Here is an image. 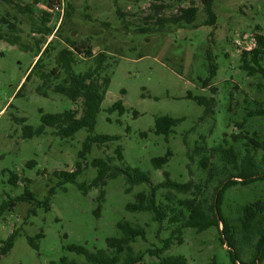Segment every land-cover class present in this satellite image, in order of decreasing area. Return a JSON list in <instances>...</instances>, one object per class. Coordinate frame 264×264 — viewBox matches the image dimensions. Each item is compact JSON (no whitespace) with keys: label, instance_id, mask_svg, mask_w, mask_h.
<instances>
[{"label":"rangeland","instance_id":"374dc122","mask_svg":"<svg viewBox=\"0 0 264 264\" xmlns=\"http://www.w3.org/2000/svg\"><path fill=\"white\" fill-rule=\"evenodd\" d=\"M57 2L63 9L49 11L48 4ZM212 4L214 22L203 11L201 0H53L50 3L38 0L35 3L36 17L47 10L51 14L50 27L60 26L52 58L64 46L65 38L77 43L87 41L94 54L104 52L108 56L110 84L96 118L95 133L118 136L119 141L106 147L93 146L76 183L64 187H56L58 180L52 174L74 170L87 131L81 129L72 138L61 139L47 128L45 134L25 139L23 127L40 126V111L57 114L73 109V103L59 94L39 96L35 92L38 84L35 78L15 96L38 51L35 42L42 38L47 42L52 37L33 33L30 23L22 20L18 23L19 34L31 50L0 42V247L12 233H17L9 253L0 254V264H52L59 263L63 257L81 264L84 257L67 248L82 246L89 252L106 249V239L119 235L116 224L120 221L145 227L146 241L137 239L133 244L138 252H146L153 245L161 247L160 239L170 236V231L164 230L157 239L158 225L150 213L125 210L126 204L134 202L137 192L148 189L146 185L136 186L126 194L123 177L109 179L102 188L103 200L99 198L100 189L92 188L84 195L78 185L89 184L96 177L97 170L90 165L96 158H112V164L121 169L148 173L153 185L164 180V171L177 183L199 181L201 174L186 156L185 141L192 146L203 137L211 146L225 133H231L227 95L220 84L231 80L255 97V79L239 69L240 53L254 46L256 33L264 35V0H213ZM160 5L165 8L147 20L155 12L154 6ZM189 7L198 10L197 25L169 24L155 33L139 31L143 23L156 28L158 17H172L181 8ZM6 9L0 1V16ZM67 9L69 17H66ZM210 65L215 67V76L208 84L219 89L213 115L204 116V107L187 99L186 94L212 96L210 89L203 88L200 82L210 77ZM89 67V62L80 61L73 71L82 74ZM117 101L125 108L122 115L108 112ZM165 115L182 119L168 139L153 133L155 118ZM117 146L122 147V162L114 155ZM167 150L172 152L168 163L160 170L154 169L152 159L164 156ZM30 162L34 165L29 166ZM11 173L19 176L16 185L10 182ZM51 188L54 194L46 210L37 203L48 197ZM26 190L37 203L14 201ZM260 198H264V183L258 182L229 189L225 203L238 205ZM39 234L42 237L37 238ZM219 237L215 228L201 233L185 229L182 244H173L163 256L181 255L186 258V264H232L226 253L229 248L221 245ZM30 238L35 246L29 243ZM249 259L247 255L243 262L247 264ZM140 264H158V261L145 254Z\"/></svg>","mask_w":264,"mask_h":264},{"label":"trees","instance_id":"16d2710c","mask_svg":"<svg viewBox=\"0 0 264 264\" xmlns=\"http://www.w3.org/2000/svg\"><path fill=\"white\" fill-rule=\"evenodd\" d=\"M6 10L0 16V42L21 50H31L22 42L18 23L27 20L31 31L45 38L51 36L50 41L43 38L35 42L38 48L34 55L35 61L24 77L20 89L15 96L20 95L25 84L35 78L38 84L35 92L42 97L52 94L63 95L74 105V108L57 114H44L40 111V126L33 128L23 127V138L28 139L45 134L49 128L51 133L61 139L72 138L79 130L85 129L87 137L82 143L77 155L74 170L56 171L53 176L58 180L56 187L66 184H75L77 177L84 169L87 154L93 146L101 147L119 141L118 136L98 135L95 133L96 118L101 104L105 98L110 84L108 56L104 52L94 54L89 43H77L76 40L65 38L64 46L51 57L54 51V41L59 37V28L50 27L49 11L60 9V2L48 4L49 11H42L36 17L35 3L38 0H0ZM49 3L53 0H48ZM59 1V0H57ZM203 11L211 22L215 21L213 0H201ZM10 11H9V9ZM162 5L154 6L155 12L147 20L153 19L158 11L164 9ZM63 9V8H62ZM12 11V12H11ZM71 14L66 11V17ZM195 7L181 8L172 17H158L156 28L151 24L139 27L141 33H155L171 24L197 25ZM120 17V14H119ZM260 31V28H257ZM254 46L240 53L239 69L248 78L255 79V97L239 88L231 81H223L220 88L227 95L228 112L230 113L228 128L231 133H225L221 139L211 146L206 144L203 137L199 138L192 146L185 141L186 156L194 162L201 174L199 181L177 183L170 179L168 172L164 171V180L156 185L151 183L148 173L139 169H121L112 164V158H96L90 165L97 170L96 177L89 184H79V190L86 195L92 189H100V200H103V187L109 179L123 177L126 183L124 192L129 194L134 187L146 185L147 190H142L134 195V202L128 203L125 210L129 213H150L152 221L158 225L157 239L162 231H170V236L160 239L161 247L156 245L138 252L133 244L137 239L146 241V229L143 226L120 221L116 224L119 235L106 239V249L89 252L82 246H69L67 249L76 255L83 256L81 264H140L144 255L157 259L158 264H186V258L178 256L164 257L173 244H182V232L185 229L194 230L196 233L204 232L210 228L219 231L221 245H226V252L232 264H245L243 257L249 256L247 264H260L264 260V198L248 201L243 204L231 205L225 203L226 192L237 186L249 187L254 183H264V35L256 33ZM44 40V41H42ZM40 44H45L44 48ZM86 61L90 67L82 74H75L73 67L77 62ZM215 76V67L210 65V77L200 80L203 88L208 87L212 96H196L191 92L186 98L193 100L204 107V116L213 115L215 95L218 86H209V81ZM117 111L122 115L125 111L120 101L113 103L108 112ZM182 121L181 118L159 116L155 118L153 133L168 139L173 134V128ZM25 123V119L21 120ZM115 158L123 161L122 147L114 150ZM172 157V152L167 150L164 156L152 159L154 169L160 170ZM33 166L34 162L28 163ZM19 176L11 173L10 182L16 185ZM54 188L49 191L48 197L37 203L33 194L27 190L14 201L29 202L43 205L46 210L50 208ZM11 206H14L11 205ZM227 208V210H226ZM100 207L97 211L99 215ZM221 227V228H220ZM17 233H12L0 247L2 256L9 253L13 247ZM42 237L39 234L37 238ZM175 241V243H174ZM29 243L35 246L34 239ZM52 264H78L63 257L59 263Z\"/></svg>","mask_w":264,"mask_h":264},{"label":"built area","instance_id":"2783aa9c","mask_svg":"<svg viewBox=\"0 0 264 264\" xmlns=\"http://www.w3.org/2000/svg\"><path fill=\"white\" fill-rule=\"evenodd\" d=\"M57 10H60V9H56V11H57Z\"/></svg>","mask_w":264,"mask_h":264},{"label":"crops","instance_id":"0c3cea01","mask_svg":"<svg viewBox=\"0 0 264 264\" xmlns=\"http://www.w3.org/2000/svg\"><path fill=\"white\" fill-rule=\"evenodd\" d=\"M35 60H36V59H34V61H35ZM34 61H33V62H34ZM32 64H33V63H32Z\"/></svg>","mask_w":264,"mask_h":264}]
</instances>
